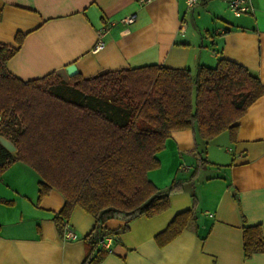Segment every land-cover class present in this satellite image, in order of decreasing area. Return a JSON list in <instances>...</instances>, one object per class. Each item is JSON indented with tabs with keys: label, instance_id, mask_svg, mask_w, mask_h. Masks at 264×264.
<instances>
[{
	"label": "crops",
	"instance_id": "obj_1",
	"mask_svg": "<svg viewBox=\"0 0 264 264\" xmlns=\"http://www.w3.org/2000/svg\"><path fill=\"white\" fill-rule=\"evenodd\" d=\"M251 1L252 12L231 17L226 0H202L190 8L185 0H0V43L17 46L16 34L23 35L6 62L23 80L57 71L68 81L70 63L88 77L146 64L194 71L224 57L264 85V0ZM130 13L136 14L133 23L119 22ZM105 25L104 47L94 52L97 31ZM237 125L235 139L225 131L207 144L190 129L172 131L156 154L159 166L147 176L161 190L177 180L181 189L170 193L169 207L159 214L128 223L107 220L110 229H127L107 237L108 251L96 264H264V253L245 258L242 244L243 219L261 224L264 233V96ZM195 149L209 162L191 178ZM38 180L22 161L0 175V264H82L83 237L95 219L75 206L67 223L78 238L63 240L53 222L63 196L51 189L38 199ZM193 196L196 223L158 246L155 235L192 207Z\"/></svg>",
	"mask_w": 264,
	"mask_h": 264
},
{
	"label": "trees",
	"instance_id": "obj_2",
	"mask_svg": "<svg viewBox=\"0 0 264 264\" xmlns=\"http://www.w3.org/2000/svg\"><path fill=\"white\" fill-rule=\"evenodd\" d=\"M17 46L0 43V134L16 146L0 143V175L15 161L39 175L38 199L51 189L64 199L53 222L62 234L75 206L93 216L95 224L83 239L82 264H96L107 253L100 239L116 237L127 226L110 229L109 219L126 223L151 217L169 207L170 193L181 189L173 181L161 190L147 172L159 166L157 152L174 130L190 129L204 144L229 131L236 137L237 121L264 96V85L247 67L219 57L214 66L172 68L158 64L104 69L68 81L57 71L23 80L6 68ZM191 178L209 161L194 150ZM193 205L179 211L154 239L164 246L196 223ZM245 258L264 253L261 224L242 220Z\"/></svg>",
	"mask_w": 264,
	"mask_h": 264
},
{
	"label": "built area",
	"instance_id": "obj_3",
	"mask_svg": "<svg viewBox=\"0 0 264 264\" xmlns=\"http://www.w3.org/2000/svg\"><path fill=\"white\" fill-rule=\"evenodd\" d=\"M144 1V0H140ZM202 0H185V4L187 8H190L191 6L199 3ZM227 1V7L230 10V12L235 17H240L241 15H244L246 13H250L253 11L252 1L251 0H226ZM136 19V14L130 13L127 15H124L119 19V22L128 25L130 23H133ZM115 22H111L110 24H114ZM108 26L105 25L98 29L97 31V41L93 47V51L96 52L104 47V41L103 36L105 32L107 31ZM184 30L183 28L181 29ZM61 237L63 240H74L78 238V234L69 226L68 223L64 225ZM109 238L104 237L100 239V242L102 246L105 248H108L107 240Z\"/></svg>",
	"mask_w": 264,
	"mask_h": 264
},
{
	"label": "water",
	"instance_id": "obj_4",
	"mask_svg": "<svg viewBox=\"0 0 264 264\" xmlns=\"http://www.w3.org/2000/svg\"><path fill=\"white\" fill-rule=\"evenodd\" d=\"M65 71L69 77H72L78 73V69L75 63H70L66 65ZM0 143L4 148H6L10 152H15L16 151V146L15 144L6 136L0 134Z\"/></svg>",
	"mask_w": 264,
	"mask_h": 264
},
{
	"label": "rangeland",
	"instance_id": "obj_5",
	"mask_svg": "<svg viewBox=\"0 0 264 264\" xmlns=\"http://www.w3.org/2000/svg\"><path fill=\"white\" fill-rule=\"evenodd\" d=\"M229 15L231 16V17H233L234 15L229 11Z\"/></svg>",
	"mask_w": 264,
	"mask_h": 264
}]
</instances>
